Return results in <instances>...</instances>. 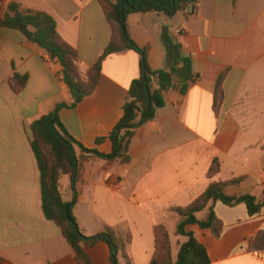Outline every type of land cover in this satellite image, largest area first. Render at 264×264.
Segmentation results:
<instances>
[{
    "label": "crops",
    "instance_id": "0c3cea01",
    "mask_svg": "<svg viewBox=\"0 0 264 264\" xmlns=\"http://www.w3.org/2000/svg\"><path fill=\"white\" fill-rule=\"evenodd\" d=\"M11 3L52 17L83 69L92 67L111 41V27L94 0H0V11ZM127 25L133 41L149 48L153 70L168 68L162 38L167 29L182 55L192 58L195 82L185 96L169 91L155 120L135 131L129 164L111 163L76 147L83 168L74 216L86 237L108 228L119 236L130 234L124 252L131 264L151 263L154 229L165 226L176 262L188 239L175 234L179 217L172 208L190 205L213 181L235 178L242 182L229 187L228 194L263 199L264 0H199L193 15L134 14ZM140 61L134 51L107 58L94 93L60 112L69 135L85 149L112 152L108 136L123 117ZM61 72L57 60L20 30L0 27V264H77L60 228L44 215L31 146V125L58 104L72 103ZM15 74L27 78L21 89ZM221 76L224 99L216 113ZM215 159L221 170L210 181L207 173ZM62 183L66 194L70 176ZM214 211L223 223L219 236L194 228L211 264H264V248H259L264 239L256 244L264 234V208L250 216L244 204L218 202ZM87 254L93 264H112L105 243L88 248ZM119 263L127 264L121 256Z\"/></svg>",
    "mask_w": 264,
    "mask_h": 264
},
{
    "label": "trees",
    "instance_id": "16d2710c",
    "mask_svg": "<svg viewBox=\"0 0 264 264\" xmlns=\"http://www.w3.org/2000/svg\"><path fill=\"white\" fill-rule=\"evenodd\" d=\"M101 6L111 27V41L99 60L90 68L83 69L76 50L66 43L57 32L55 20L47 14L33 12L11 3L0 14V27L19 30L22 26L32 34V42L38 45L52 59L62 66L61 80L68 87L72 98L71 104H58L49 114L44 115L30 127L31 146L39 172L42 193V209L45 217L56 224L72 248L77 264H93L87 254L88 248L105 243L110 249L112 264H120V256L131 264L125 246L131 241L130 234L119 236L108 228L94 237H86L78 227L74 216V207L79 198L78 184L82 180V161L78 158L76 147L83 153L102 158L108 162L129 164V149L135 131L155 120L157 111L166 105L165 95L177 89L185 96L195 82L192 58L181 53L180 45L174 43L164 29L162 38L167 50L168 68L153 70L148 62L149 48L139 47L131 38L127 19L134 14H164L174 16L178 13L193 15L197 12L199 0H94ZM134 51L140 56V76L129 88L128 97L123 107V117L109 134L112 152L108 155L85 149L67 132L60 120V112L65 108H75L96 90L102 76L103 62L116 54ZM224 76H221L214 95V110L217 113L224 99L222 89ZM14 82L23 88L26 77L14 75ZM104 139L98 140V143ZM221 170V164L215 159L207 173L213 181ZM70 176L68 192H63V179ZM242 179L235 178L227 182L213 181L208 188L190 205L174 207L171 212L179 217L175 234L188 239L179 251L177 261L172 258V243L165 226H156L155 253L150 264H211L207 247L196 237L194 228L211 232L219 236L223 223L214 211L218 202L234 207L244 204L250 216L260 214L264 208L263 199L258 201L251 194L230 195L226 190L237 186ZM206 212L203 218L199 215ZM264 239L260 236L256 244ZM259 248H264L260 245ZM122 254V255H121Z\"/></svg>",
    "mask_w": 264,
    "mask_h": 264
},
{
    "label": "water",
    "instance_id": "95a60500",
    "mask_svg": "<svg viewBox=\"0 0 264 264\" xmlns=\"http://www.w3.org/2000/svg\"><path fill=\"white\" fill-rule=\"evenodd\" d=\"M19 30L29 39H32V34L30 32H28L27 30H25L22 26L19 27Z\"/></svg>",
    "mask_w": 264,
    "mask_h": 264
},
{
    "label": "rangeland",
    "instance_id": "374dc122",
    "mask_svg": "<svg viewBox=\"0 0 264 264\" xmlns=\"http://www.w3.org/2000/svg\"><path fill=\"white\" fill-rule=\"evenodd\" d=\"M0 14H3L2 11H0Z\"/></svg>",
    "mask_w": 264,
    "mask_h": 264
},
{
    "label": "built area",
    "instance_id": "2783aa9c",
    "mask_svg": "<svg viewBox=\"0 0 264 264\" xmlns=\"http://www.w3.org/2000/svg\"><path fill=\"white\" fill-rule=\"evenodd\" d=\"M178 33H181L180 31H178Z\"/></svg>",
    "mask_w": 264,
    "mask_h": 264
}]
</instances>
